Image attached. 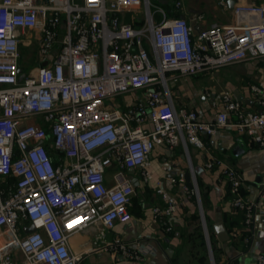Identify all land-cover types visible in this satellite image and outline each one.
Segmentation results:
<instances>
[{"label": "built area", "instance_id": "2783aa9c", "mask_svg": "<svg viewBox=\"0 0 264 264\" xmlns=\"http://www.w3.org/2000/svg\"><path fill=\"white\" fill-rule=\"evenodd\" d=\"M217 3L228 8L227 0ZM231 10V23L195 30L151 0H0V264H81L103 250L141 260L156 246L118 233L103 239L131 220L128 169L143 184L157 183L163 204L150 205V213L168 233L176 199L148 169L155 145H182L189 161L188 144L204 148L201 133L229 126L264 148V110H243L230 91L213 98L211 122L173 100L181 77L264 57V0H235ZM22 45L34 47L36 66L27 72ZM250 91L264 108V85ZM123 94L120 108L113 99ZM204 167L229 184L248 245L256 216L264 215V180L260 201H251L227 160L207 153ZM183 173L168 180L185 184ZM92 226L102 242L73 252L71 238ZM239 233L233 227L229 236ZM255 263L264 264V252Z\"/></svg>", "mask_w": 264, "mask_h": 264}, {"label": "crops", "instance_id": "0c3cea01", "mask_svg": "<svg viewBox=\"0 0 264 264\" xmlns=\"http://www.w3.org/2000/svg\"><path fill=\"white\" fill-rule=\"evenodd\" d=\"M175 1L177 0H160V4L167 10L169 16H184L195 27V30L207 27L213 22L228 24L233 21L232 10L220 8L217 0H180L182 7L173 9ZM260 83L264 85V57L248 59L193 76L181 77L178 82L171 86V89L176 107L195 110L202 120L211 122L217 111V107L212 106L211 102L213 98L218 100L220 94L205 91L209 86L212 88L215 85L216 87L230 89L236 99L241 94L243 97L241 101L243 110L263 111V106L258 104L250 91L252 84ZM206 84L210 85L206 87ZM229 116L231 121L235 119L233 113H230ZM201 138L204 148L200 149L188 144L187 151L192 170L201 185L205 187L204 192L208 193L211 203L219 205L221 211L233 215L230 207L231 192L224 177L218 170H208L204 167L207 153L224 158L236 167L243 176L242 191L245 197L251 201H260V183L264 180V177L260 182H256V178L264 172V148L253 144L248 138L238 134L229 126L218 128L211 135L201 133ZM238 143L243 147V151L239 154L234 152ZM186 159V153L182 145L174 148H169L165 144L155 145L150 154L148 169L155 178L163 176L165 178L163 183L167 188L170 185L167 180L169 176H173L176 171L184 172L187 169ZM149 204L162 205L163 201L158 194L156 195L153 192L148 201H141L140 203V207L146 215L145 217L131 218L125 225L117 224L114 230L105 232L103 239L110 240L118 233L128 239L135 238L141 241H149L156 246L155 253L147 254L141 260L134 261L124 259L112 251L103 250L88 253L82 261L87 260L89 264H172L171 245L174 243L175 237L174 239L170 238L167 233L163 232L160 224L152 219ZM128 209L131 214L132 202ZM173 218L174 216L171 217L172 221ZM234 227H238L240 230L239 235L233 238L235 244L229 242L223 244L221 249L223 253L217 257L216 264H226L231 258L236 264H256L257 254L264 252V215L256 216L254 235L248 245L244 243V237L250 234L249 231L242 226L241 222L239 226ZM96 237L97 226L89 227L75 234L70 240L72 251L75 253L86 252L93 242L101 241ZM153 239L158 241V246ZM240 251L243 252L239 253Z\"/></svg>", "mask_w": 264, "mask_h": 264}, {"label": "rangeland", "instance_id": "374dc122", "mask_svg": "<svg viewBox=\"0 0 264 264\" xmlns=\"http://www.w3.org/2000/svg\"><path fill=\"white\" fill-rule=\"evenodd\" d=\"M151 2L152 4H157V5H159L160 3L158 0H151ZM152 9H154V7H152ZM158 16L159 15L156 14L155 17L157 18ZM33 50L34 47L32 45L21 46V53L25 60V62L23 63V68L25 72L36 66V62L34 61L32 55V53H34ZM209 85L210 84H206L205 86L207 87ZM225 90L231 91L230 89L216 87L215 85H213L212 88L209 86V88H207L205 91H207L208 93L213 92L214 94H221ZM125 97H126L125 94L119 95L114 97L113 101L116 102L117 104H120V108L123 107L125 108L124 105ZM105 102L111 103L110 100H105ZM190 163H191L190 159L189 161L188 159H186L185 161L186 168H188V166H191ZM181 172L183 171H176L174 175L171 177L178 178ZM154 179L156 180V182H158L161 185V187L163 188V190H165L167 194L173 196L176 199V211L173 215L174 218L173 221L171 219L169 223L172 229L167 233L170 238L174 239L175 237L173 241L174 243L171 245L172 246L171 263L172 264H212L207 251L204 229L202 226L194 189L186 186L184 183L180 181L171 182L168 180V178L167 180L171 186L169 185V187L166 188L163 183V181H165V178L163 176H160L158 178L153 177V180ZM194 180L197 185L199 195L201 193H204L205 187L201 185L198 177L195 174H194ZM155 187H157V183H155V181H151L149 184H142L139 182V185L135 189V195L132 198L131 218L135 219L146 216L140 207V203L141 201L142 202L148 201L149 197L153 195V192L157 195V193L155 192ZM211 206L212 207L208 209H204L202 206V210H203L204 221L206 224L208 238L211 246L213 263L216 264V261L218 259L217 257H219L223 253V251L221 250L222 246L226 242H219L215 236L212 224L214 218V207L216 205L214 203H211ZM101 242L102 241H99V243ZM81 264H89V263L87 260H85L82 261Z\"/></svg>", "mask_w": 264, "mask_h": 264}, {"label": "water", "instance_id": "95a60500", "mask_svg": "<svg viewBox=\"0 0 264 264\" xmlns=\"http://www.w3.org/2000/svg\"><path fill=\"white\" fill-rule=\"evenodd\" d=\"M235 0H227V5L229 9H232L233 4H234ZM21 70H19L20 72ZM23 77V74L21 73L19 76V79H21ZM243 97L241 96V94H239L237 96V100L241 103ZM243 151V147L240 143H238L234 149V152H236L237 154L241 153ZM127 178L128 180L132 183V185L134 187H137L139 185V181L137 179L136 176H134L133 174V170L132 169H128L127 171ZM184 175V181L186 186L193 188L195 191V198L197 201V205H198V209H199V214L201 217V222H202V226L204 229V234H205V241H206V245H207V251L210 257V260L213 263V258H212V253H211V246H210V242H209V238H208V232H207V228H206V224L204 221V215H203V210H202V203H201V199H200V195L197 189V185L195 183L194 180V174H193V170L192 167L189 166L183 173ZM262 177H264V172L259 174L256 178V182H260ZM215 236L217 238V240L219 242H227L229 240V233L227 232L224 222H223V218H222V212H221V208L219 205H216L214 207V218H213V224H212ZM34 228L33 226H27L24 228L25 232H31L33 231Z\"/></svg>", "mask_w": 264, "mask_h": 264}, {"label": "trees", "instance_id": "16d2710c", "mask_svg": "<svg viewBox=\"0 0 264 264\" xmlns=\"http://www.w3.org/2000/svg\"><path fill=\"white\" fill-rule=\"evenodd\" d=\"M226 184L228 185V188L230 189L229 184L227 182H226ZM200 199H201V203H202V206H203L204 209H208V208L212 207L208 193H206V192L201 193L200 194ZM221 212H222L223 222H224L225 228H226L228 233H230V231L232 230V228L234 226H239L240 222L243 219V216H242L241 213L231 215L230 213H226L224 211H221ZM232 237L233 236L230 235L229 236V240L227 242H229L231 244L232 243L235 244V241H234V239Z\"/></svg>", "mask_w": 264, "mask_h": 264}]
</instances>
